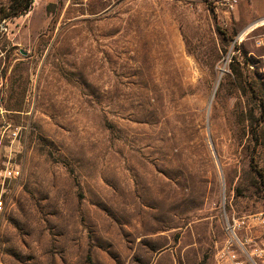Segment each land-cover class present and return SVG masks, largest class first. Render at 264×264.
Segmentation results:
<instances>
[{"label":"rangeland","instance_id":"rangeland-1","mask_svg":"<svg viewBox=\"0 0 264 264\" xmlns=\"http://www.w3.org/2000/svg\"><path fill=\"white\" fill-rule=\"evenodd\" d=\"M27 1L0 0V264H215L264 212V0Z\"/></svg>","mask_w":264,"mask_h":264},{"label":"built area","instance_id":"built-area-1","mask_svg":"<svg viewBox=\"0 0 264 264\" xmlns=\"http://www.w3.org/2000/svg\"><path fill=\"white\" fill-rule=\"evenodd\" d=\"M231 7V6H230ZM264 26V23L259 25ZM18 128L5 124L0 126V222H2L10 195L8 187L10 183H16L21 177L20 167L13 162L12 146L18 138ZM3 137L7 145L2 144ZM7 148V149H5ZM259 229V243H252L249 251L245 247L246 240L241 241L236 233L240 231L250 232ZM226 239L223 246L214 256L215 264H264V212H258L241 218H232L225 222Z\"/></svg>","mask_w":264,"mask_h":264},{"label":"trees","instance_id":"trees-1","mask_svg":"<svg viewBox=\"0 0 264 264\" xmlns=\"http://www.w3.org/2000/svg\"><path fill=\"white\" fill-rule=\"evenodd\" d=\"M30 1L28 0L27 3L24 5L22 10H26V8L29 6Z\"/></svg>","mask_w":264,"mask_h":264},{"label":"bare ground","instance_id":"bare-ground-1","mask_svg":"<svg viewBox=\"0 0 264 264\" xmlns=\"http://www.w3.org/2000/svg\"><path fill=\"white\" fill-rule=\"evenodd\" d=\"M263 23H264V21H263ZM260 24V23H259ZM258 25V24H257ZM256 26V25H255ZM252 27V26H251ZM250 28V27H249Z\"/></svg>","mask_w":264,"mask_h":264},{"label":"crops","instance_id":"crops-1","mask_svg":"<svg viewBox=\"0 0 264 264\" xmlns=\"http://www.w3.org/2000/svg\"><path fill=\"white\" fill-rule=\"evenodd\" d=\"M262 18H263V17H262ZM262 18H260V19H262ZM260 19H259V20H260ZM259 20H257V21H259Z\"/></svg>","mask_w":264,"mask_h":264}]
</instances>
